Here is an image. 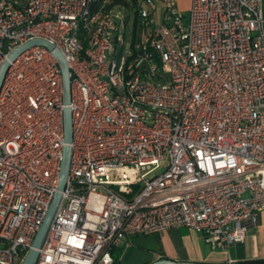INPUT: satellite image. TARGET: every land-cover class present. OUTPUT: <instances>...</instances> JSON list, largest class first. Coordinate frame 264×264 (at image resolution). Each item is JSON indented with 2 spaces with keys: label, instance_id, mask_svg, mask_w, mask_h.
Segmentation results:
<instances>
[{
  "label": "built area",
  "instance_id": "built-area-1",
  "mask_svg": "<svg viewBox=\"0 0 264 264\" xmlns=\"http://www.w3.org/2000/svg\"><path fill=\"white\" fill-rule=\"evenodd\" d=\"M0 0V63L33 38L70 72L72 142L34 264H113L131 234L211 249L264 209V0ZM62 72L34 45L0 87V264H20L57 189Z\"/></svg>",
  "mask_w": 264,
  "mask_h": 264
},
{
  "label": "crops",
  "instance_id": "crops-1",
  "mask_svg": "<svg viewBox=\"0 0 264 264\" xmlns=\"http://www.w3.org/2000/svg\"><path fill=\"white\" fill-rule=\"evenodd\" d=\"M190 2L175 0L177 8L183 11L189 8ZM136 235L129 236V245L118 248V254L113 252L116 263L124 250L131 249L137 242ZM142 235H154V241L146 247L150 250L149 256L139 264H149L159 258L182 260L191 264H225L230 261L254 263L252 260L264 259V209L259 213L257 225L248 229L244 239L230 244L227 250L211 249L202 233L185 226Z\"/></svg>",
  "mask_w": 264,
  "mask_h": 264
},
{
  "label": "water",
  "instance_id": "water-1",
  "mask_svg": "<svg viewBox=\"0 0 264 264\" xmlns=\"http://www.w3.org/2000/svg\"><path fill=\"white\" fill-rule=\"evenodd\" d=\"M44 45L50 49L55 58L57 59L62 72V86H63V134H64V144L62 147V156L60 161L59 169V179L57 184V189L53 194V198L45 212L43 220L35 233L32 241V246L26 252L22 262L20 264H34L38 254V248L42 245L48 228L52 222L54 213L58 207L61 200L62 190L65 187L69 165H70V155H71V142H72V117H71V93H70V72L67 60L64 54L54 46L53 43L43 39V38H33L30 39L20 46L15 47L0 63V87L5 75V72L10 65L11 61L15 60L17 56L29 47L34 45ZM149 264H191L190 262L182 260H174L170 258H159ZM225 264H264L261 263H240L236 261H230Z\"/></svg>",
  "mask_w": 264,
  "mask_h": 264
},
{
  "label": "rangeland",
  "instance_id": "rangeland-1",
  "mask_svg": "<svg viewBox=\"0 0 264 264\" xmlns=\"http://www.w3.org/2000/svg\"><path fill=\"white\" fill-rule=\"evenodd\" d=\"M132 2V0H130ZM157 3V9L154 12V16L156 20L161 19V10H162V4L160 0H156ZM191 4V2H190ZM179 9V8H178ZM136 241L133 247L129 250H124L121 257L117 261L116 264H139L144 261L149 256L150 250L147 247L150 242L154 241V235H142L138 234L136 235ZM142 243V244H141ZM118 249H115L113 252L114 254H118Z\"/></svg>",
  "mask_w": 264,
  "mask_h": 264
},
{
  "label": "trees",
  "instance_id": "trees-1",
  "mask_svg": "<svg viewBox=\"0 0 264 264\" xmlns=\"http://www.w3.org/2000/svg\"><path fill=\"white\" fill-rule=\"evenodd\" d=\"M252 262L261 263V262H264V259H256V260H252ZM115 263H116V259H114V261H113V264H115Z\"/></svg>",
  "mask_w": 264,
  "mask_h": 264
}]
</instances>
